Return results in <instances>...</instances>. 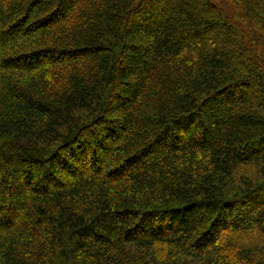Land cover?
<instances>
[{"label": "trees", "instance_id": "trees-1", "mask_svg": "<svg viewBox=\"0 0 264 264\" xmlns=\"http://www.w3.org/2000/svg\"><path fill=\"white\" fill-rule=\"evenodd\" d=\"M0 264H264V0H0Z\"/></svg>", "mask_w": 264, "mask_h": 264}]
</instances>
